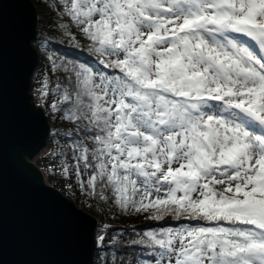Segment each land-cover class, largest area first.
I'll use <instances>...</instances> for the list:
<instances>
[{
  "label": "snow or ice",
  "instance_id": "6c2138e0",
  "mask_svg": "<svg viewBox=\"0 0 264 264\" xmlns=\"http://www.w3.org/2000/svg\"><path fill=\"white\" fill-rule=\"evenodd\" d=\"M6 151L65 210L64 264H264V0H3L0 179Z\"/></svg>",
  "mask_w": 264,
  "mask_h": 264
},
{
  "label": "water",
  "instance_id": "95a60500",
  "mask_svg": "<svg viewBox=\"0 0 264 264\" xmlns=\"http://www.w3.org/2000/svg\"><path fill=\"white\" fill-rule=\"evenodd\" d=\"M36 35L39 37L38 23ZM34 49L32 77L40 59L35 44ZM31 82L30 78V85ZM42 151H38L31 160ZM28 163L50 191L92 216L52 186L41 168L30 161ZM38 175L21 171L5 152L0 179V264H64L74 258L66 238L67 214L55 198L41 190Z\"/></svg>",
  "mask_w": 264,
  "mask_h": 264
},
{
  "label": "rangeland",
  "instance_id": "374dc122",
  "mask_svg": "<svg viewBox=\"0 0 264 264\" xmlns=\"http://www.w3.org/2000/svg\"><path fill=\"white\" fill-rule=\"evenodd\" d=\"M38 29H39V34L43 33L49 36L50 39H52V41L56 42V43H62L63 46H68L67 45V40L65 38H62L60 36V34L55 31L53 28L51 27H43L40 25L39 23V19H38ZM35 44V43H34ZM36 46V45H35ZM36 48L38 49L39 53H40V59H39V65L37 68L36 73L33 75V77H37L39 79H42V77L38 76V74L40 73V71L45 67L44 65V56L41 54V51L39 49L38 46H36ZM51 49L55 50L53 48V43H51ZM57 51V50H56ZM31 87H39V84L34 83L33 81L31 82ZM35 103L38 104L37 101H34ZM39 105V104H38ZM47 147H52L51 142L49 141L47 143ZM44 151V150H43ZM43 151L41 153H39L34 159H32V163H34L36 166H38L39 168H41L43 170V172L45 173L49 183L54 186L56 189H58L59 191H61L63 194H65L67 197H69L71 200H73L75 203H77L79 206H81L84 210H86L89 214H91L93 217H95L96 219H100L99 216H96L95 213H91L89 208L86 206L85 203H82V201H84L86 198L81 196L78 189L76 191L75 196L73 195L72 190H68L66 188V182L59 178L58 176H54L48 172L45 171L46 167H52V165L49 163L48 160L43 159ZM59 169L57 168L56 171H58ZM127 219L128 223L131 222H137V223H144L147 222L143 219V217H125ZM149 223H151V221H149Z\"/></svg>",
  "mask_w": 264,
  "mask_h": 264
},
{
  "label": "trees",
  "instance_id": "16d2710c",
  "mask_svg": "<svg viewBox=\"0 0 264 264\" xmlns=\"http://www.w3.org/2000/svg\"><path fill=\"white\" fill-rule=\"evenodd\" d=\"M43 35V33H40L39 34V37ZM52 41V39H50ZM53 43V48L57 51H60V52H63V51H68L71 55H76V53L74 51H72L71 49L68 48V46H63L62 43H56L54 41H52ZM91 213H95V212H92L90 211ZM96 214V213H95ZM108 222L111 223L113 225V227L117 228V229H121V228H124V227H127V226H130L132 224H137L139 227H151V226H154V222H151L149 223V221L147 222H144V223H137V222H131V223H128L127 222V219L124 217V218H118V219H112L111 217L108 218ZM139 227H138V230H139Z\"/></svg>",
  "mask_w": 264,
  "mask_h": 264
},
{
  "label": "bare ground",
  "instance_id": "6f19581e",
  "mask_svg": "<svg viewBox=\"0 0 264 264\" xmlns=\"http://www.w3.org/2000/svg\"><path fill=\"white\" fill-rule=\"evenodd\" d=\"M34 158H35V157H34ZM34 158H33V159H34ZM28 161L32 162V160H31V159H29ZM33 164H34V163H33Z\"/></svg>",
  "mask_w": 264,
  "mask_h": 264
}]
</instances>
